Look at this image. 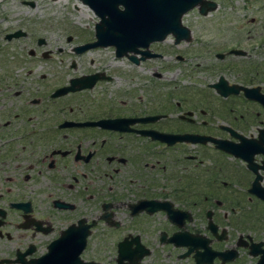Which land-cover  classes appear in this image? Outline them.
Wrapping results in <instances>:
<instances>
[{"label": "flooded vegetation", "instance_id": "obj_1", "mask_svg": "<svg viewBox=\"0 0 264 264\" xmlns=\"http://www.w3.org/2000/svg\"><path fill=\"white\" fill-rule=\"evenodd\" d=\"M19 2L34 7L33 1ZM216 7L215 3L210 11ZM193 9L201 17L210 12L201 14L197 8ZM248 23L253 26L252 33L247 30L243 41L220 43L209 39L203 43L204 39L181 21L186 29L185 38L176 40L168 34L162 40L152 41L145 54L140 53L146 50L143 48L131 54L135 61L113 54L134 66L172 56L174 62H184L181 71L186 78L193 76V72L204 71L208 78H213L205 83L208 91L202 90L201 98L222 100L221 104L226 106H221L220 114H230L228 117L235 122L232 124L225 120L214 124L203 119L212 120L209 116L218 114L208 106L189 110L182 108L181 102L174 105L166 102L153 108L140 97L135 102L120 100L118 104L103 101L98 95L89 98L98 83L111 79L100 70L64 78L54 76L55 81L47 75L49 72L40 71L36 76L37 93L25 98L20 96L25 90L24 75L20 78L18 74L0 75V94L8 97L10 91V96L20 99L10 111L12 103L0 104V264H32L52 241L66 234L73 249L83 240L79 257L94 264L103 262L94 255L84 259L86 249L103 251L113 247V261L107 264H116L118 244L131 241L130 248L136 249V238L148 250L136 264H145L144 258L157 247L165 251L171 260L169 264H182L181 261L196 264L194 253L206 261L199 264H241L242 254L247 257V264H255L259 259L264 264V21L255 22L251 18ZM27 24L22 21L2 26L0 38L7 43L25 41L22 44L27 61L53 63L68 57L70 67H74L73 57L81 54L75 47L82 43L71 47L69 55L59 53V47L56 55L49 49L40 51L45 40ZM94 25L86 43L94 41ZM217 34L223 32L218 30ZM71 38L66 35L65 41ZM166 41L168 45L163 44ZM194 45L200 46L201 54L187 56V50H195L191 48ZM178 46L189 47L174 52ZM104 47L114 50L111 46ZM205 51L220 63H201L205 55L208 57ZM15 55L19 56L17 61H26L21 53ZM238 57L247 60L240 63L243 73L252 70L244 83L227 76L226 67L235 68L234 60ZM193 59L197 62L193 63ZM225 60L226 67L221 64ZM158 67L162 69L152 67L149 80L160 79L168 68L171 70L172 62L160 63ZM23 73L29 75L31 71ZM87 75H96L91 87L54 95L70 80ZM260 76L262 79L253 78ZM125 88L128 87H123V96L128 93ZM174 106L176 111H170ZM196 113L202 117H196ZM104 120L115 122L110 126L99 124ZM175 122L176 125L172 124ZM165 134L206 139L166 143ZM213 140L229 143L234 154L216 148ZM204 144L218 154V161L211 158L214 165L210 168L202 165L210 158L209 154L184 153L182 149L185 147L187 152V145L204 147ZM178 154L195 163L194 170L191 168L192 172L183 178L173 174L174 164H179ZM195 176L210 191L190 193V181H196ZM236 183L239 184L235 189ZM235 219L247 222L246 228L257 230L258 236L230 233L228 227ZM174 235L180 236L181 246L174 245L178 242ZM161 237L164 241H160ZM169 237L175 240L167 242ZM192 237L196 239L190 242Z\"/></svg>", "mask_w": 264, "mask_h": 264}, {"label": "rangeland", "instance_id": "obj_2", "mask_svg": "<svg viewBox=\"0 0 264 264\" xmlns=\"http://www.w3.org/2000/svg\"><path fill=\"white\" fill-rule=\"evenodd\" d=\"M19 1L20 0H0V28L4 25H14L22 21L26 23L28 22L29 26L34 28V33L36 35H40V37H43V39L45 40V44L40 46V51L49 49L51 51L50 53L53 55L59 53L69 55L72 54L71 47L78 44L81 45V43L84 44L86 43L87 39L91 38L92 27L93 24L97 22V18L86 6L82 5L78 0H25L33 1L34 7H28L27 5H23ZM210 1H213L217 5V7L213 11H210L205 16L201 17L197 15L195 9L189 10L181 20L183 24H187L189 27L193 28L196 31V36L204 39L203 43L205 41H208L209 39H216L217 41L220 40V43H232L233 41L240 42V40L245 38L247 30H250L252 33L251 28L253 26H250V24L248 23L251 18H254L255 22L257 20L264 21V0ZM248 1L252 3L249 4ZM230 23L235 26L232 25L233 28H229ZM220 27H224L225 29H219ZM218 30L222 31L223 35L217 34ZM69 34L72 36V38L69 42H67L65 41V37ZM258 36L260 35L258 34L257 37ZM23 42L25 41L17 40L7 43L0 38V75L10 74L14 76V74H18L19 76L17 78H20V75H24L23 89H25L26 91L23 90L20 95L23 98L35 95L37 93L36 86L39 79L36 76L40 73V71H44L45 73L49 72V74L47 75L51 76L52 78L54 76L58 78H64L67 76H76L89 73L94 70H100L105 74L110 75L111 79L103 83H98L92 89L93 91L90 92L91 96L88 95L89 98H92V95L93 97H96L98 95L104 99L103 101L115 102L116 104H118V101L120 100H125L126 102H135V100H138V97H140L142 102H150L153 105V108H159V104H163L166 102H170L172 103V105H174L175 102H181L180 104L182 108H187L189 110H191L192 108L194 109V107L199 108L208 106L211 107L214 112H218V114H214V117L209 116V118H211L212 120L208 119L207 117H202L198 113H196V117H202L206 121L214 124L222 122L221 120H225V122L227 121L230 124L235 123L231 117H228L230 114H228V116H221L220 112H222V108L226 106H223V104H221L223 102L222 100L220 101L216 98V100H213L212 98V100L215 101L214 104L211 99L208 100V98L204 96L201 98V95L203 94L202 90L208 91L204 88L205 83L213 77L211 76L208 78L204 71H200L193 72L195 73L193 76L186 78L181 71L184 70V62H174L172 56H167L157 61L151 60L141 62L138 66H134L133 64H130L125 58L114 57L112 48H92L86 51H82L81 54L77 57H73L74 67L71 68V61L70 59H68V57L67 59H62L61 61L54 60L53 63L40 62V60L27 61L25 54V45L22 44ZM163 44L168 45L169 41H166ZM189 46L175 47L174 52H179L180 50L186 49ZM57 47L61 49L59 53L56 50ZM199 47V45L191 46V48H195V50H187V56L199 55ZM205 47H207V45H205ZM161 48L163 51H166V48L163 45H161ZM202 48H204L203 45ZM215 49L218 50L220 48ZM182 52H184V50ZM20 53L22 54V56H20L26 61H17L16 58H18L19 56H16L15 54ZM205 54L208 53L206 52ZM230 59H235V57H231ZM203 60H200L201 63H220L218 62V60H215L212 55L209 54L208 57H206L205 55V57H203ZM234 61L237 64L235 68L226 67L225 64L226 62H228L227 60L221 62V64H224V66L228 69L227 76L230 78V80L234 79V81L244 83V81L247 80L249 76H251L252 70L248 69L249 72L247 71V74H245L241 71L243 66L240 63L241 61L244 62L247 60H242L241 57H238L237 60ZM171 62V70L168 68L166 73H162L163 76H161L160 79L153 78L154 80H149L152 67L160 70L162 69L158 67L160 63L171 64ZM192 62L196 63L197 59H193ZM3 64H6V66L4 67ZM187 64L190 65V63ZM254 64H258V62L254 61ZM13 70L17 71L15 72ZM26 70L31 71V73H29V75L24 74L23 72ZM257 70L261 71L262 68L257 67ZM253 78L262 79L261 76ZM125 86L128 87L125 88L127 89L128 93H126V96H123L121 95V91ZM3 92L6 93L8 91ZM9 92L8 97L4 96V93L0 94V104H8V102L12 103V106L9 105L8 110L10 111L11 108L14 107V104H18V101L20 99L15 98V96H10ZM212 96L215 97L214 95ZM3 97H6L7 100ZM221 106L223 107L221 108ZM215 108H218V110ZM238 108H241V106L239 105ZM173 110L176 111L175 106L173 107V109H170V111ZM239 112L244 113L245 111L239 110ZM2 113H5V111ZM172 124L176 125V122ZM236 126L239 127V125ZM200 129L203 130L202 128ZM186 148L187 152L185 150V147L182 148L184 150V153L193 154L194 151H197L199 155L209 154L210 158L206 159L205 163L202 164L203 166L205 165V167H212L214 165V161L212 159L216 161H218L219 159L218 156H216L218 154L213 151V148L209 144H204V147L187 145ZM177 156L179 164H174L173 174L174 176L183 178L184 176L188 175V172H192L190 170L191 168L194 170L193 164L195 163L191 160H185L179 154ZM222 159V161L226 160L225 158ZM182 163L185 166L182 167ZM219 164L223 165L222 162H219ZM204 175L199 174V177H203ZM195 179L196 181H190L192 182V184L189 185L190 193H202L206 189L207 191H210L208 187L206 188L205 185H202L201 179H199L197 176H195ZM236 184H234L236 185L235 189L237 188L239 183ZM205 205L208 204L205 203ZM233 222V225L228 227L229 232L233 235H235L236 233H254L256 236H258L259 232L257 230H250V228H246L247 222L243 223L239 221V219H235L233 220ZM151 246L153 247V244ZM113 249V247L104 249L103 251L101 250V248L98 249L99 251H96L95 249H86L84 255L82 254V257L84 259H89L92 255H94L93 257L99 258V260H101L103 264L112 263L114 252ZM101 252H104V254H101ZM164 252L165 251L160 250L159 247L155 248L154 252L144 258V263L148 264L159 262L161 264H169L171 260H169L168 257L165 256ZM241 257V264H247V257L243 254L241 255ZM181 262L182 264H186L185 261Z\"/></svg>", "mask_w": 264, "mask_h": 264}, {"label": "water", "instance_id": "obj_3", "mask_svg": "<svg viewBox=\"0 0 264 264\" xmlns=\"http://www.w3.org/2000/svg\"><path fill=\"white\" fill-rule=\"evenodd\" d=\"M86 6L97 18L94 25V41L84 43L75 47L76 52H82L96 46L113 47L116 57L125 55L128 59L134 60L132 53L139 52L138 48L146 49L152 41L164 39L172 34L176 40L186 37V29L181 24L182 16L193 8L199 13L205 14L215 7V3L209 0H78ZM31 5V2H27ZM147 49L140 51L145 54ZM130 54V55H128ZM135 61V60H134ZM96 75L81 76L70 80L69 85L61 87L54 92V95L71 92L86 87H91ZM229 91L230 89H225ZM246 92L245 88H243ZM226 91H221L225 94ZM101 122V121H100ZM115 120H104L106 126L112 125ZM164 142L176 141L200 142L206 137H190L189 135L165 134ZM216 148L222 151L233 153V147L227 142L219 140L212 141ZM240 153L236 151V155ZM245 159V158H243ZM178 242L174 245L181 246L180 236L174 235ZM196 238L189 239L190 242ZM173 237L166 241L173 242ZM160 241H164L161 237ZM135 240L136 249H131V241L120 243L117 247L116 264H136L142 256L148 254V250ZM83 240L78 242L77 249L69 241L67 234L52 241L46 252L39 258L31 261L32 264H94L90 261H83L79 255L83 248ZM190 245L195 246L190 243ZM186 254V253H185ZM184 254V255H185ZM199 254L194 253L196 264L206 262L199 259ZM216 255V254H214ZM183 256V255H181ZM208 263L210 261H207ZM255 264H261L259 259Z\"/></svg>", "mask_w": 264, "mask_h": 264}]
</instances>
